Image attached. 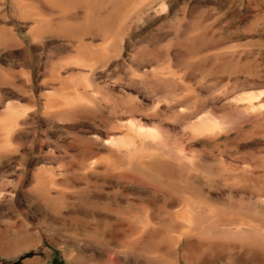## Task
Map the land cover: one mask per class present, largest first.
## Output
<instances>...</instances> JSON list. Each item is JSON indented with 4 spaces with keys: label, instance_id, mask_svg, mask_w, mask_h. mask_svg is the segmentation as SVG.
Here are the masks:
<instances>
[{
    "label": "rangeland",
    "instance_id": "rangeland-1",
    "mask_svg": "<svg viewBox=\"0 0 264 264\" xmlns=\"http://www.w3.org/2000/svg\"><path fill=\"white\" fill-rule=\"evenodd\" d=\"M73 90L84 107L67 112ZM121 115L187 152L203 194L264 214V0H0V264H264L163 235L182 204L102 168L118 158L99 135ZM203 120L220 127L195 132ZM260 218L215 220L264 231Z\"/></svg>",
    "mask_w": 264,
    "mask_h": 264
},
{
    "label": "bare ground",
    "instance_id": "bare-ground-1",
    "mask_svg": "<svg viewBox=\"0 0 264 264\" xmlns=\"http://www.w3.org/2000/svg\"><path fill=\"white\" fill-rule=\"evenodd\" d=\"M82 100L80 94L73 90V92L65 93L62 105L67 112L80 111L84 107L81 105ZM121 116L123 117L119 120L123 123L115 133H111V130L110 132H102L99 135L101 141H97L100 142L97 151L107 154L109 159L118 158L119 161H116V164H110L108 161L101 163L102 168L110 170L111 167H115L117 170L130 174L135 178L143 179L149 185L169 192L171 194L168 200L169 203L182 204L181 213H167L160 219L163 235L189 243L205 242L214 244L220 249H226L229 244H239L253 247L256 251H264L263 230L242 222L231 228H225V226L222 228V225L219 226L215 220L219 213L229 212L230 214L233 211L239 212V214L253 213L262 219L264 214L259 215L260 213L255 209L260 199L256 198L258 199L256 201L250 199L247 202L239 203V205L233 202L234 198H228L227 196L225 199H222V196L213 198L203 194L184 178L188 171L191 173L195 169L192 158L187 152L185 153L177 147L165 144L156 132L143 129L139 122L133 121L134 119L124 117V115ZM126 119L128 121H124ZM203 121L204 123H201L199 129L195 132L207 133L220 127L219 124L211 125L206 120ZM90 131L89 133L93 135V129H90ZM115 136L120 137L116 138ZM86 152L93 156V145L87 147ZM150 162L158 164L161 169H168L169 165L175 166L182 177L179 180L178 176V180H175L163 176L158 173L156 167L146 166V163ZM90 169L93 170V164Z\"/></svg>",
    "mask_w": 264,
    "mask_h": 264
}]
</instances>
